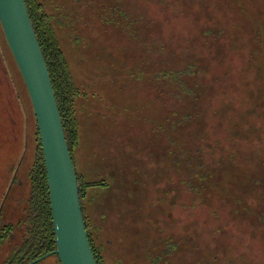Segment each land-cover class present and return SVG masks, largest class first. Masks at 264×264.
<instances>
[{"label":"rangeland","instance_id":"374dc122","mask_svg":"<svg viewBox=\"0 0 264 264\" xmlns=\"http://www.w3.org/2000/svg\"><path fill=\"white\" fill-rule=\"evenodd\" d=\"M39 1L63 19L75 167L104 264H264V0ZM189 65L194 100L158 76ZM38 145L0 23L4 223L23 219Z\"/></svg>","mask_w":264,"mask_h":264},{"label":"water","instance_id":"95a60500","mask_svg":"<svg viewBox=\"0 0 264 264\" xmlns=\"http://www.w3.org/2000/svg\"><path fill=\"white\" fill-rule=\"evenodd\" d=\"M0 23L36 117L48 178L56 249L61 264H97L88 238L78 177L66 140L51 77L25 0H0Z\"/></svg>","mask_w":264,"mask_h":264},{"label":"trees","instance_id":"16d2710c","mask_svg":"<svg viewBox=\"0 0 264 264\" xmlns=\"http://www.w3.org/2000/svg\"><path fill=\"white\" fill-rule=\"evenodd\" d=\"M25 3L37 40L47 63L66 140L75 166L74 148L78 144L80 136L75 106L76 100L80 97L81 93L74 83L68 61L60 47L56 33V25L62 26L63 19H57L53 15L46 13L43 3L39 0H25ZM193 75V65H189L186 69H173L163 72L158 76L167 77L181 95L194 100L197 97V91L186 81L187 77ZM185 119H191V115H186ZM38 141L36 160L29 175L30 195L23 210V219L17 222L4 223L1 219L3 209L0 206V247L13 241L19 231L23 232L20 243L14 246L4 264H29L45 254L52 253L56 249L48 178L39 131ZM77 177L84 221L93 255L97 264H104L101 255L103 247L95 245L88 220L86 219L84 207V198L86 197L85 185H82V179L78 174ZM169 246L171 247L170 250H172V247L174 248V245ZM53 258L57 259L59 264H61L58 256L55 254L46 259Z\"/></svg>","mask_w":264,"mask_h":264}]
</instances>
